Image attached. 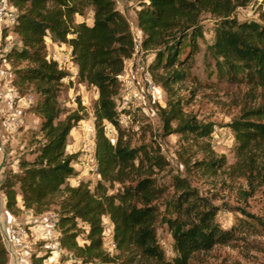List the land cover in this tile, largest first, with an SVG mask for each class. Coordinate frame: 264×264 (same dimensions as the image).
I'll return each mask as SVG.
<instances>
[{
	"label": "trees",
	"instance_id": "1",
	"mask_svg": "<svg viewBox=\"0 0 264 264\" xmlns=\"http://www.w3.org/2000/svg\"><path fill=\"white\" fill-rule=\"evenodd\" d=\"M126 1L135 4L142 49L154 56L151 71L163 72L160 81L164 89L169 91L186 78L185 62L180 57L186 47L192 56L198 52L197 41L202 37L199 18L207 12L219 19L214 40L206 48L217 76L264 91V27L234 17L238 8L252 0ZM7 4L15 13L13 26L8 29L18 40V46L4 54L5 61L13 66L11 85L18 93L34 87L39 100L28 112L41 123L31 132V137L39 141H31L30 158L21 156L14 172L4 171L0 190L6 211L17 217L24 211L40 216L54 203L58 205L54 210L58 240L62 250L73 258L71 264H114L120 259L125 264H189L196 255L231 242L237 228H222L217 209L199 197L184 179H177L176 194L169 202L172 215L161 218L175 253L173 259H165L155 230L158 212L154 203L162 191L152 177L154 169H162L165 161L159 152L131 148L122 140L115 107L119 77L134 54V39L114 0H7ZM87 8L92 9L91 24L76 22ZM47 34L69 47L77 81L98 92L93 117L94 158L100 180L93 191L88 183L80 182L76 187L67 183L74 174L75 156L66 152L73 126L70 119L57 122L56 102L66 73L47 56ZM168 112L165 130L170 129V120L177 119L176 132L195 143H202L210 135L209 125L184 119L179 102L172 104ZM106 123L117 131L115 144L106 136ZM229 127L238 143V157L251 160L264 148V104L243 109ZM205 166L211 170L222 168L219 160L207 161ZM114 184L118 189L111 192ZM105 215L113 227L116 255L104 248ZM80 236L83 244L77 241ZM46 258L43 252L33 254L31 264H43ZM7 263L8 252L0 233V264Z\"/></svg>",
	"mask_w": 264,
	"mask_h": 264
},
{
	"label": "rangeland",
	"instance_id": "2",
	"mask_svg": "<svg viewBox=\"0 0 264 264\" xmlns=\"http://www.w3.org/2000/svg\"><path fill=\"white\" fill-rule=\"evenodd\" d=\"M116 9L127 21L132 37L141 40L136 26V7L126 0H114ZM234 17L239 20L255 21L264 27V0H252L246 6L238 8ZM93 13L87 8L83 16H77L76 22L91 24ZM219 19L210 13L203 12L199 23L202 28V37L198 39V52L193 56L186 47L180 57L185 62L186 78L171 86L168 91L161 85L162 71H151L153 54L135 49L125 63L124 79H120V91L115 101L116 111L123 123L122 140L131 148L143 147L150 152H159L165 164L162 169H154L153 179L155 186L162 191L161 197L154 203L158 212V221L155 225L157 242L164 252L165 259H173L172 240L162 217H170L172 212L169 202L175 196V181L184 179L199 197L204 198L217 209V221L222 228H237L234 239L226 245H217L206 253L196 255L189 264H264V148L258 151L252 159L242 161L238 157V143L229 124L236 119L243 109L257 107L264 104V91L239 84L231 80L220 79L213 61L207 57L206 48L214 40V29ZM10 29L3 37L1 48L18 46V40ZM48 58L57 62L66 73L62 80V90L57 94V122L70 119L72 129L67 138L66 152L74 155L72 168L73 176L68 180L72 187L80 182L88 183L91 191L100 180L99 175L90 168L94 151V105L98 99V92L94 87L77 81L73 75L74 64L71 61L70 49L59 43L47 34L45 38ZM139 59L143 74L140 76V85L134 83L132 64ZM4 67L7 79H13L12 64L8 62ZM20 66H25L21 64ZM150 72L151 84L156 90H150L148 78L144 76ZM12 74V75H11ZM22 98L20 116L22 126L14 134H5L0 131V147L4 152L6 171L14 172L16 162L21 156L30 158L33 149L31 141L38 143V139L31 137V132L40 125V118L28 109L39 100L33 86L18 93ZM175 102L180 103L185 118H193L198 125H209L210 135L203 142H194L176 132L177 119L170 120V129H164V122L169 117L168 111ZM107 138L115 144L118 139L116 129L105 124ZM221 161L222 168L209 169L207 161ZM118 189L114 184L111 192ZM110 193V192H109ZM58 208L55 203L51 210L56 222ZM104 227V248L116 255L112 239V224L107 215L102 217ZM242 226L241 228H239ZM59 238V231L54 230ZM83 244V237L77 239ZM39 242L35 246L38 252L50 255V251ZM56 255V254H55ZM57 257V256H55ZM60 261H70L73 258L65 252L59 257ZM54 258L51 263H56ZM99 264V263H98ZM114 264H125L122 260Z\"/></svg>",
	"mask_w": 264,
	"mask_h": 264
},
{
	"label": "built area",
	"instance_id": "3",
	"mask_svg": "<svg viewBox=\"0 0 264 264\" xmlns=\"http://www.w3.org/2000/svg\"><path fill=\"white\" fill-rule=\"evenodd\" d=\"M15 21V13L11 7L7 4V0H0V131L5 134H14L17 130L22 126L21 116H20V108L22 105V98L18 96L17 90L11 85V80L7 79L6 71L4 67L9 68L8 63L5 61L4 54L9 49L1 48V42L3 40V30L7 28H11ZM141 38V37H140ZM139 48L141 51H144L141 46V40L134 39V51ZM135 58V56H134ZM132 64V73L135 75L134 83L138 86L140 85V76L143 74V67L139 59H136L131 62ZM144 76L148 78L150 83L149 89L156 90V87L151 84V75L149 71L144 73ZM125 75L122 74L120 79H124ZM119 123H123V119H119ZM4 161V152L0 147V165ZM90 168L97 173L98 175V166L96 160L93 157L90 160ZM17 164V162H16ZM48 220L50 222L56 221L55 216L52 213H48ZM31 233V227L28 225L18 226L13 231H11L5 239L6 246L8 247V254L13 255L15 252L19 250H26L27 258L31 261V257L35 253H29V237ZM59 235V234H58ZM43 247L46 250H49L51 253L47 255V258L44 260L43 264L51 263V260L54 258H59L61 254L64 253L62 248L60 247V243L58 237L53 235L45 234L42 238ZM114 245V243H113ZM115 248V245H114ZM40 254V253H39ZM37 253V255H39ZM56 254V255H55ZM57 256V257H55ZM52 264V263H51ZM53 264H71L70 261H60V258L56 263Z\"/></svg>",
	"mask_w": 264,
	"mask_h": 264
},
{
	"label": "crops",
	"instance_id": "4",
	"mask_svg": "<svg viewBox=\"0 0 264 264\" xmlns=\"http://www.w3.org/2000/svg\"><path fill=\"white\" fill-rule=\"evenodd\" d=\"M140 32V31H139ZM140 37L142 34L140 32ZM130 63V60H127L125 63ZM77 74V68L74 65L73 67V75L74 77ZM5 165H0V184L3 179ZM19 208L23 210L22 203L19 201ZM48 213H44L40 216H33L29 212H22L20 216H13L9 214L5 209V196L0 190V233L3 239V243L6 246L5 239L8 234L13 231L18 226L28 225L31 227V233L29 237V253L32 254L36 252L35 246L39 242H43L42 238L45 234L53 235L55 234L54 230L57 227V222L53 221L50 222L47 217ZM28 251L26 250H19L15 252L13 255L8 254V263L7 264H31V261L27 258ZM40 252H38L39 254Z\"/></svg>",
	"mask_w": 264,
	"mask_h": 264
}]
</instances>
